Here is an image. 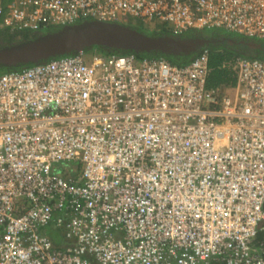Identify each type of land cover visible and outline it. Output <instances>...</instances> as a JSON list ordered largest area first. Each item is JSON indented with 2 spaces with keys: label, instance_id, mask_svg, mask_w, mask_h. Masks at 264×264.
I'll list each match as a JSON object with an SVG mask.
<instances>
[{
  "label": "built area",
  "instance_id": "1",
  "mask_svg": "<svg viewBox=\"0 0 264 264\" xmlns=\"http://www.w3.org/2000/svg\"><path fill=\"white\" fill-rule=\"evenodd\" d=\"M122 17L264 40V0H0L11 31ZM209 63L80 52L1 75L0 264H264V60L237 57L223 94Z\"/></svg>",
  "mask_w": 264,
  "mask_h": 264
},
{
  "label": "water",
  "instance_id": "2",
  "mask_svg": "<svg viewBox=\"0 0 264 264\" xmlns=\"http://www.w3.org/2000/svg\"><path fill=\"white\" fill-rule=\"evenodd\" d=\"M226 41L232 47L243 48L251 53H264L263 43L248 39H215L199 34L193 38L152 36L119 23L86 20L34 39L0 47V67L14 69L35 65L95 48L137 55L190 56L212 44Z\"/></svg>",
  "mask_w": 264,
  "mask_h": 264
},
{
  "label": "trees",
  "instance_id": "3",
  "mask_svg": "<svg viewBox=\"0 0 264 264\" xmlns=\"http://www.w3.org/2000/svg\"><path fill=\"white\" fill-rule=\"evenodd\" d=\"M127 26H130L134 29L135 27L131 26L129 23H127ZM138 27L147 29L151 32L152 36H161V35H172L170 29L167 25H160L155 27L149 26L146 24H140ZM145 27V28H144ZM137 28L138 31L145 33L143 29ZM59 30V27H52L47 30H44L46 32H53ZM222 30H204L201 32H188L187 34H184L181 37L184 38H192L196 35H204L207 37H213L215 39H222V38H228V39H240L238 38L235 33L230 35H224L226 33L221 32ZM42 32V31H40ZM226 32V31H225ZM228 33V32H227ZM229 34V33H228ZM36 33L31 32H11L8 29H0V47L10 46L22 41H26L29 39H33L37 36ZM244 39V38H241ZM258 42V41H257ZM264 44V42H263ZM207 48L210 49V74L207 82V87L210 89H217L221 94H223L228 88L235 87L237 84V74L235 71L232 70V68H226L223 67L224 63H227V65L230 64V62H233L237 57L242 58H249V59H261L264 60V53L263 52H255L251 53L249 51H246L243 48H237L235 46H230L228 42H224L223 44H216V45H210ZM92 51H95V53H102V54H118V55H127V54H134L126 51H114V50H105L102 48H95L92 50H87V53H94ZM94 53V54H95ZM199 54H192L190 56H165L162 54H135L136 57L139 59L144 58H164L168 62H170L173 65L177 66H186L188 65L192 60H194L197 55ZM21 68V67H19ZM17 69V70H14ZM14 69H8L5 67H0V75L10 72V71H18V68ZM223 92V93H222ZM74 167H77L78 170H81V165L74 164ZM52 239L55 245H61V239L58 236V232L53 231L52 232Z\"/></svg>",
  "mask_w": 264,
  "mask_h": 264
},
{
  "label": "rangeland",
  "instance_id": "4",
  "mask_svg": "<svg viewBox=\"0 0 264 264\" xmlns=\"http://www.w3.org/2000/svg\"><path fill=\"white\" fill-rule=\"evenodd\" d=\"M140 22L142 23V24H145V22L143 21V20H139V19H132L131 17H122V19L118 22V23H120V24H125V23H129L131 26H133V27H135L136 29L137 28H140V27H138V25L140 24ZM145 28V27H144ZM140 29H143V28H140ZM144 30V32H145V34H147V35H151V32L149 31V30H147L146 28L145 29H143ZM206 31L207 30H209V29H205ZM221 32H224V33H226V34H224V35H230V36H232L231 34H233V33H227V32H225L224 30H222ZM34 34V33H33ZM238 38H243V36L242 35H239V34H235ZM256 41H258V42H261V43H263L264 42V40H257L256 39ZM218 44V43H217ZM220 44H223V43H220ZM236 47V46H235ZM92 52H94L95 53V51H92ZM94 53H90V54H94Z\"/></svg>",
  "mask_w": 264,
  "mask_h": 264
},
{
  "label": "crops",
  "instance_id": "5",
  "mask_svg": "<svg viewBox=\"0 0 264 264\" xmlns=\"http://www.w3.org/2000/svg\"><path fill=\"white\" fill-rule=\"evenodd\" d=\"M43 30H45V28L43 29ZM234 62V61H233ZM233 62H230V64H232V65H227V63H224V65H223V67H226V68H232V70L233 71H235L236 72V74H237V77H238V72H237V70H235V68H234V66H233ZM233 88V87H232ZM232 88H228L227 90H229V89H232ZM226 90V91H227ZM223 93V92H222ZM74 168H71V169H69V172L68 173H65V176H68L69 174H76L77 173V170L76 171H74L73 170ZM75 169H77V167L75 168ZM79 171V170H78ZM52 232H49V235H50V237H52ZM58 236H59V238L61 239V245H59V246H63V244H64V242H63V240L62 239H64L63 238V236H64V233H63V231H61V232H58ZM58 246V245H57Z\"/></svg>",
  "mask_w": 264,
  "mask_h": 264
},
{
  "label": "clouds",
  "instance_id": "6",
  "mask_svg": "<svg viewBox=\"0 0 264 264\" xmlns=\"http://www.w3.org/2000/svg\"><path fill=\"white\" fill-rule=\"evenodd\" d=\"M83 21H86V20H82V21H79L78 23H81V22H83ZM88 21H90V20H88ZM78 23H76V24H78ZM120 24V23H119ZM75 25V24H74ZM123 25H126L127 26V23H125V24H123ZM53 27H55V26H53ZM49 28H52V27H48V28H45V30H47V29H49ZM4 29H6V28H4ZM59 29H61V27H59ZM8 30H10V29H8ZM11 31V30H10ZM40 31H42V32H40ZM40 31H30V30H28V31H11V32H31V33H36V34H38L37 36H39V35H42V34H46V33H51V32H46V31H44L43 29L42 30H40ZM57 31V30H56ZM54 32V31H53ZM36 36V37H37ZM170 36H173V35H170ZM193 38V37H192ZM34 39V38H33ZM30 40V39H29ZM27 41V40H26ZM23 42V41H22ZM20 43V42H19ZM17 44V43H16ZM201 51V50H200ZM200 53V52H199ZM44 63V62H43ZM40 64V63H39ZM35 65H37V64H35ZM30 66H33V65H27V66H21V68H18V71H20V70H22V69H24V68H27V67H30ZM14 70H17V69H14ZM5 74V73H4ZM3 75V74H2ZM1 76V75H0Z\"/></svg>",
  "mask_w": 264,
  "mask_h": 264
},
{
  "label": "bare ground",
  "instance_id": "7",
  "mask_svg": "<svg viewBox=\"0 0 264 264\" xmlns=\"http://www.w3.org/2000/svg\"><path fill=\"white\" fill-rule=\"evenodd\" d=\"M181 38H184V37H181ZM244 39H247V38H245V37H243ZM248 40H253V41H256V39H248ZM257 40H259V39H257Z\"/></svg>",
  "mask_w": 264,
  "mask_h": 264
},
{
  "label": "flooded vegetation",
  "instance_id": "8",
  "mask_svg": "<svg viewBox=\"0 0 264 264\" xmlns=\"http://www.w3.org/2000/svg\"><path fill=\"white\" fill-rule=\"evenodd\" d=\"M146 24V23H145ZM148 24V23H147ZM257 42V41H256ZM213 45H216V44H213Z\"/></svg>",
  "mask_w": 264,
  "mask_h": 264
}]
</instances>
